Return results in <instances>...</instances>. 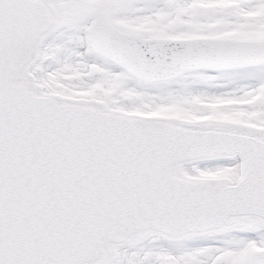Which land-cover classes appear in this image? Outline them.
<instances>
[{
	"label": "snow or ice",
	"instance_id": "1",
	"mask_svg": "<svg viewBox=\"0 0 264 264\" xmlns=\"http://www.w3.org/2000/svg\"><path fill=\"white\" fill-rule=\"evenodd\" d=\"M0 264H264V0H0Z\"/></svg>",
	"mask_w": 264,
	"mask_h": 264
}]
</instances>
